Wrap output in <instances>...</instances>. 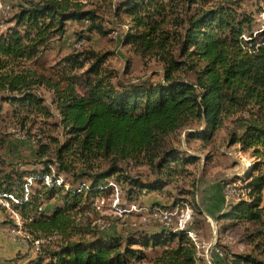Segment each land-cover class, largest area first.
I'll return each mask as SVG.
<instances>
[{
  "label": "trees",
  "instance_id": "1",
  "mask_svg": "<svg viewBox=\"0 0 264 264\" xmlns=\"http://www.w3.org/2000/svg\"><path fill=\"white\" fill-rule=\"evenodd\" d=\"M24 1L10 19L0 18V102L16 112L53 116L34 90L44 84L59 112L53 125L64 135L39 139L32 167H0V197L15 200L25 230L39 241L36 256L24 264H199L200 241L187 229L121 234L112 227L81 228L76 219L95 209L98 196L117 190L134 201L160 191L199 158L173 140L185 132L188 142L208 144L234 114L243 128L231 142L257 159L245 186L252 200H241L220 218L259 225L257 234L264 235V20L258 35L254 29L255 13L264 16L260 0L255 11L245 8L248 0L119 1L115 14L127 25L123 41L164 65L161 79L136 82H115L116 73L104 65L107 56L93 51L65 57L55 77L28 69L26 63L39 60L70 22L87 23L90 32L103 29L96 11L81 1ZM132 162L149 172L133 173ZM157 248L154 256L146 253ZM224 261L264 264V244Z\"/></svg>",
  "mask_w": 264,
  "mask_h": 264
},
{
  "label": "rangeland",
  "instance_id": "2",
  "mask_svg": "<svg viewBox=\"0 0 264 264\" xmlns=\"http://www.w3.org/2000/svg\"><path fill=\"white\" fill-rule=\"evenodd\" d=\"M78 1L96 11L97 22L103 30L90 32L87 30V23L70 22L67 33L61 38L54 36L49 48L39 60L26 63L28 69L55 77L54 74L58 71V66L63 65L65 57L76 53L86 55V52L93 51L107 56L104 65L116 73L115 82L161 79L163 63L155 56L136 53L123 41L127 30L126 19L115 14L116 5L121 0ZM24 2L0 0V18L3 22L10 19L17 7ZM260 2L264 4L263 0ZM255 3L257 0H248L245 8L255 11ZM263 20V15L255 13L254 29L257 35ZM7 25L3 24L2 27ZM83 71L84 69L79 70L78 74L81 75ZM76 87L81 93L86 89L79 81ZM34 90L45 99V105L53 116L29 114L22 109L16 112L9 103L0 102V167L9 169V163L14 166L32 167L34 163L31 162L35 160L39 139L45 141L49 136L62 139L64 136L61 129L53 125V122L59 119L53 91L44 84L36 85ZM242 115L246 116L247 113ZM239 116L241 115L234 114L225 119L208 144L200 139L188 142L186 133L182 132L173 143L181 150L195 153L199 157L197 161L186 166V173L177 175L160 191L151 190L134 201L125 199L123 193H118L117 190L108 196H98L90 207L95 208L94 210L88 209L78 215V227L87 226L85 229L90 227L92 231L112 227L121 234H126L134 228L146 231L160 227L187 229V232L191 231V234L188 233L190 237L200 241V244H196L200 249L199 264H226L224 258L227 255L256 253L257 244H264V235L257 234L262 229L259 225L243 220L236 222L233 219L220 218L224 211H228L241 200H252L248 197L245 186L249 181L247 173L257 159L251 151L242 149L240 143L231 142L234 134L241 133L243 128ZM2 160L5 161L4 164ZM132 165L133 173L146 175L149 172L146 165L137 166L133 162ZM262 171L264 172V169ZM262 197L261 205H264V185ZM12 201L15 203V200ZM12 201L7 198L0 201V234L4 233L7 235L6 239L20 247L14 256V262L24 264L36 256L39 241H34L33 236L25 230L23 219L12 207ZM48 241L43 240L44 243ZM9 251L15 253L16 249L10 246ZM159 252V248L146 251L150 256ZM25 260L27 261L24 262ZM8 262L10 258H4L2 261L0 259L2 264Z\"/></svg>",
  "mask_w": 264,
  "mask_h": 264
},
{
  "label": "crops",
  "instance_id": "3",
  "mask_svg": "<svg viewBox=\"0 0 264 264\" xmlns=\"http://www.w3.org/2000/svg\"><path fill=\"white\" fill-rule=\"evenodd\" d=\"M6 236L7 235H4V233L0 234V259L2 261L4 258H6V259L10 258V262H8V264H15V262H14L15 257L14 256H15V254H17L16 252L18 250H20L19 249L20 247H17L16 243L6 239ZM10 246L15 247V249H16L15 253H12L9 251ZM27 260H25L24 262H26Z\"/></svg>",
  "mask_w": 264,
  "mask_h": 264
},
{
  "label": "bare ground",
  "instance_id": "4",
  "mask_svg": "<svg viewBox=\"0 0 264 264\" xmlns=\"http://www.w3.org/2000/svg\"><path fill=\"white\" fill-rule=\"evenodd\" d=\"M1 198H2V197H1ZM12 200H13V198H12ZM165 214H166V213H165ZM19 232H21V231L19 230ZM19 232H18V233H19ZM188 233L191 234L190 232H188ZM198 246H199V245H198ZM198 246H197V247H198ZM220 254H221V253H220Z\"/></svg>",
  "mask_w": 264,
  "mask_h": 264
},
{
  "label": "built area",
  "instance_id": "5",
  "mask_svg": "<svg viewBox=\"0 0 264 264\" xmlns=\"http://www.w3.org/2000/svg\"><path fill=\"white\" fill-rule=\"evenodd\" d=\"M3 198H0V201L2 200ZM167 215H165V217H166ZM0 264H2V263H0Z\"/></svg>",
  "mask_w": 264,
  "mask_h": 264
}]
</instances>
